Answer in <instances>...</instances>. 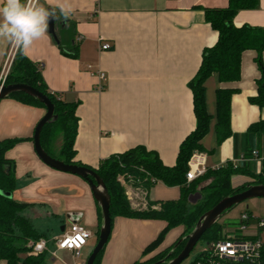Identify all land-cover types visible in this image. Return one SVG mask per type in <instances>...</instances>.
<instances>
[{"label":"crops","instance_id":"crops-1","mask_svg":"<svg viewBox=\"0 0 264 264\" xmlns=\"http://www.w3.org/2000/svg\"><path fill=\"white\" fill-rule=\"evenodd\" d=\"M57 2L39 0L46 9L55 7ZM67 3L72 8L71 15L67 22L57 19L64 25H56L55 34L59 44L77 46V59L62 55L48 32L26 51L19 50L26 59L41 67L49 92L77 105L73 161L96 169L101 160L142 146L153 151L164 166H173L179 145L195 128L188 84L199 68L203 50L217 40V33L205 21L203 9L224 8L227 0H67ZM57 15H60L58 8ZM244 24L264 28V0H258L255 9L235 15L233 25ZM103 43L109 44L110 49L101 50ZM14 47L18 49L8 39L0 38V74ZM254 57L253 51L242 53L238 81L221 84L213 74L204 82L205 108L210 121L208 132L201 140L204 153L197 157L205 169L233 160L232 139L227 138L220 144L216 139L219 87L237 89L230 100L231 133H244L250 124L264 120V106L258 108L248 102L256 95V81L261 77ZM261 60L264 65V52ZM99 72L104 75L103 79L98 77ZM44 114L45 109L24 105L9 97L0 100V141L22 140L5 153L14 177L11 198L28 205L23 215L44 234V253L51 252L52 256L66 253L73 258L71 252L57 250L55 240L69 225L76 223L90 233L80 251L89 248L90 255L101 224L99 210L85 180L53 170L37 158L32 136ZM256 168L259 169V163ZM240 177L232 186L250 180ZM130 192L129 205L138 211L146 210L148 202H157L151 208L158 209L159 202L179 197L178 187L169 188L161 183L147 193L140 188H131ZM52 219H58L62 226L61 233L49 242L40 231L44 226L36 227L35 220ZM113 220H117L115 242L118 243L114 242L110 249L105 246L100 264L142 262L125 259L119 253L118 244L128 238L134 240L133 245L143 244L138 250L142 260L143 250L164 227L160 221L121 217ZM65 222L69 223L68 227ZM135 229L141 231L138 241L132 233ZM163 242L154 254L165 249Z\"/></svg>","mask_w":264,"mask_h":264},{"label":"trees","instance_id":"trees-1","mask_svg":"<svg viewBox=\"0 0 264 264\" xmlns=\"http://www.w3.org/2000/svg\"><path fill=\"white\" fill-rule=\"evenodd\" d=\"M25 1L21 0L22 3ZM257 4L258 0H227V6L224 8L203 9L205 21L217 33V40L213 46L203 50L199 68L188 84L192 93L195 128L179 145L173 166H164L153 151H148L142 146L101 160L96 169L83 166L94 171L104 182L110 197L109 213L112 220L121 217L163 222V229L143 250V257L154 254L170 230L178 227L183 229L174 243L155 253L149 260L134 264H149L163 258L179 239L191 231L198 218L222 198L242 192L249 184L264 185V120L250 124L244 133H231L230 100L237 89L226 86L219 87L216 91V139L218 144L227 138L232 139L233 160L216 168H206L203 175L188 183L185 179L191 157L204 153L201 140L208 132L210 121L205 108L204 88V82L208 77L215 74L221 84L238 81L241 55L245 51H253L254 62L261 77L256 81V95L250 97L248 102L258 108L264 106V65L261 60L264 52V28L247 24L239 27L233 25V18L239 11L255 9ZM57 46L62 55L71 59L78 58L76 45L69 44L65 47L57 43ZM19 49L13 56L4 84H25L49 99L57 119L54 123L42 127L40 145L49 156L55 158L50 149L53 140L61 135L60 159H55L65 164L82 166L73 161L75 153L73 144L77 129L76 103L66 102L57 94L49 92L41 76V67L26 59ZM9 98L24 105L44 109L42 104L22 93L12 94ZM21 141L19 139L0 141V191L12 193L14 190L13 174L10 169L5 172V167L10 165L5 153ZM233 176H245L250 180L234 187L231 185ZM120 178L124 183L140 188L146 193L157 183L169 188L178 187L179 197L176 200L159 202L158 209L151 208L157 202H148L146 210H133L125 196ZM196 192L201 194V199L193 205L189 204L187 197ZM27 206L0 195V264H44V252L32 255L27 247L29 242L45 239L44 234L38 232L31 220L23 215ZM222 237V226L217 222L200 240L209 243ZM181 247H178L175 253ZM103 251L97 255L93 264H100Z\"/></svg>","mask_w":264,"mask_h":264},{"label":"water","instance_id":"water-1","mask_svg":"<svg viewBox=\"0 0 264 264\" xmlns=\"http://www.w3.org/2000/svg\"><path fill=\"white\" fill-rule=\"evenodd\" d=\"M56 25L62 27L64 23L58 22L57 19L54 21L50 20L47 32L52 37L53 41L55 43H58L55 34ZM15 93H22L31 97L32 99L42 104L45 109V114L36 124L32 136L33 149L37 158L44 165L53 170L76 175L85 180L90 189L92 197L96 202L97 208L99 210L101 224L98 231L97 242L85 262V264H93L97 255L105 249L111 233L112 219L109 213L110 197L107 188L100 177L91 169L83 166L65 164L62 161L49 156L42 149L40 145L41 129L44 125L52 124L57 119V116L54 114L53 105L51 104L49 99L36 89L25 84L5 85L4 83H0V100L8 98L10 95ZM8 169L9 167L6 166L5 172H7ZM0 195L4 196L5 198H11V194L7 192L0 191ZM253 198L264 199V185L249 184L242 192L222 198L211 209L206 211L198 218L191 231L187 235L179 239L163 259L151 264H181L189 256L197 242L201 239L202 235L214 224H216L225 213H227L229 210H231L241 202ZM200 199L201 194L199 192H196L194 194H190L187 197V202L193 205ZM180 246H182L181 252L175 258L168 260L174 254L175 250Z\"/></svg>","mask_w":264,"mask_h":264},{"label":"built area","instance_id":"built-area-1","mask_svg":"<svg viewBox=\"0 0 264 264\" xmlns=\"http://www.w3.org/2000/svg\"><path fill=\"white\" fill-rule=\"evenodd\" d=\"M15 48L11 50L4 69L0 74L1 84L5 81L16 51ZM100 49L106 51L110 49V46L107 43H103ZM98 77L103 79L104 75L99 72ZM197 156L198 154H194L188 163L189 169L185 175L187 183L200 177L205 172V168ZM122 185L126 186V183L122 182ZM124 193L127 200L132 199L129 190H125ZM263 229V219H255L247 214L242 215L237 228L223 233V237L219 240L206 243L207 249L196 256L190 264H264V245L252 233ZM89 238L90 233L87 230L73 223L55 240V246L57 250L71 252L73 259H77ZM27 247L30 250V254L37 255L45 250V242L42 239L36 242H29Z\"/></svg>","mask_w":264,"mask_h":264},{"label":"rangeland","instance_id":"rangeland-1","mask_svg":"<svg viewBox=\"0 0 264 264\" xmlns=\"http://www.w3.org/2000/svg\"><path fill=\"white\" fill-rule=\"evenodd\" d=\"M61 144H62V137H61V135H58L53 140L52 147L50 149V152L52 153V155L57 159H60ZM240 178H242V177L233 176L231 178V185H235L236 183H238ZM119 181H120V183H122L123 182L122 178H120ZM122 187H123L124 192H125V190L130 191L131 188L135 189V187H132L128 183H126V186L124 185ZM137 189H139V188H137ZM245 214H247L248 216H251L255 219H263L264 220V199L253 198V199L245 200V201L241 202L240 204H238L237 206L233 207L227 213H225L218 221V223L221 224V226H222V233H225V232H228L232 229L237 228L239 226V220H240L241 216L245 215ZM63 218H65V217L63 216ZM112 224H113V226H112V230H111V233L109 236L110 239H108V242L106 244L107 249H110L116 240L115 234H116L117 220H113ZM68 225H69V223L65 222V226L68 227ZM35 226L36 227L37 226H44L43 230H40V231L45 233L47 236V239L49 240V242H51L55 236H57L58 234L61 233L60 232V226H62V225L58 221V219L57 220L52 219V221L35 220ZM182 231H183V229L182 230H180V229L179 230L178 229L170 230L169 233L166 235L165 240L163 242V248H166L169 245H171L172 243H174L176 241V239L180 236ZM143 232H144V230H143ZM132 233L136 234V236L134 238H135V241H138L137 235H139L141 233V231L135 229V231ZM252 233L259 239L260 243H262L264 245V229L258 230V231H253ZM124 241L125 242L123 244L122 243L118 244V249H119V253L121 255H123L124 257H126L125 259H129V260L134 259L135 261L144 262V261H147L150 258L155 256V254L148 255V256L142 257V260H141L140 254H138V250L140 249L139 247L143 244H141L140 246L139 245H133L134 240L129 239V238L126 240L124 239ZM50 246L52 247V245H50ZM206 249H207L206 242L203 240H199L197 242V244L195 245V247L193 248V250L191 251V253L189 254V256L183 261L182 264H190L196 256H198L201 252H203ZM88 256H89V248H87L86 250L81 252L80 256L77 259L71 258L66 253H57V254H54V256H52L51 252H45L44 253V264H85Z\"/></svg>","mask_w":264,"mask_h":264},{"label":"clouds","instance_id":"clouds-1","mask_svg":"<svg viewBox=\"0 0 264 264\" xmlns=\"http://www.w3.org/2000/svg\"><path fill=\"white\" fill-rule=\"evenodd\" d=\"M71 12L67 0H58L56 6L50 9L39 4V0H26V3L0 0V38H6L26 51L35 40L45 36L50 20L62 18L67 22Z\"/></svg>","mask_w":264,"mask_h":264},{"label":"flooded vegetation","instance_id":"flooded-vegetation-1","mask_svg":"<svg viewBox=\"0 0 264 264\" xmlns=\"http://www.w3.org/2000/svg\"><path fill=\"white\" fill-rule=\"evenodd\" d=\"M182 249V248H181ZM181 249L177 252V253H175V254H173L168 260H171V259H173V258H175L180 252H181ZM164 258V257H163ZM163 258H159V259H157V260H155V261H153V262H151V263H155V262H157V261H159V260H161V259H163ZM167 260V261H168ZM151 263H149V264H151ZM183 263V262H182ZM181 263V264H182Z\"/></svg>","mask_w":264,"mask_h":264}]
</instances>
